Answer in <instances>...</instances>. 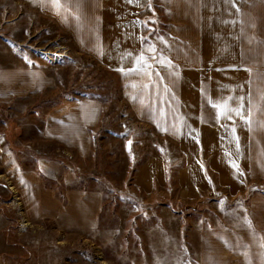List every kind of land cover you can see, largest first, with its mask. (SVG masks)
I'll use <instances>...</instances> for the list:
<instances>
[{
	"label": "crops",
	"instance_id": "crops-1",
	"mask_svg": "<svg viewBox=\"0 0 264 264\" xmlns=\"http://www.w3.org/2000/svg\"><path fill=\"white\" fill-rule=\"evenodd\" d=\"M33 1L81 52L117 71L119 95L132 115L177 145L183 161L176 173L179 196L194 198L210 189L205 158L230 194L243 191L244 175L264 180V0H167L160 65L145 63L142 0ZM51 84L39 69L0 68V104L32 100ZM100 111L95 99L66 98L44 113L39 135L58 144L55 151L86 154ZM22 135L18 121L3 125L0 165L24 219L50 221L61 232L94 229L101 191L78 187L82 180L66 159L38 153L35 141ZM164 181L158 159L135 175L144 191ZM252 199L254 243L239 233L235 247L219 254L232 264H264V194Z\"/></svg>",
	"mask_w": 264,
	"mask_h": 264
},
{
	"label": "rangeland",
	"instance_id": "rangeland-1",
	"mask_svg": "<svg viewBox=\"0 0 264 264\" xmlns=\"http://www.w3.org/2000/svg\"><path fill=\"white\" fill-rule=\"evenodd\" d=\"M140 18L145 63L160 65L166 56L167 0H142ZM21 66L39 69L53 86L32 100L0 104V130L9 119L18 121L22 140H34L38 153L66 159L82 180L77 186L100 190L102 204L92 230L61 232L47 220L29 223L0 165V264H232L219 254L235 247L236 234L246 233L249 245L254 243L251 201L256 193L264 194V180L244 175L243 191L230 194L205 158L210 189L194 198L179 196L181 153L132 115L119 95L117 71L81 52L36 1L0 0V68ZM66 98L101 104L86 154L55 151L59 145L39 135L44 113ZM28 111L37 114L23 118ZM151 158L163 163L165 181L144 191L135 175Z\"/></svg>",
	"mask_w": 264,
	"mask_h": 264
},
{
	"label": "trees",
	"instance_id": "trees-1",
	"mask_svg": "<svg viewBox=\"0 0 264 264\" xmlns=\"http://www.w3.org/2000/svg\"><path fill=\"white\" fill-rule=\"evenodd\" d=\"M117 88H118V86H117ZM91 137H92V132H91ZM170 207H171V209L173 210V211H175V212H180L181 210H179V206H178V204H175V205H173V204H171L170 205ZM185 207V209L188 211V210H192V206L190 207V206H184Z\"/></svg>",
	"mask_w": 264,
	"mask_h": 264
}]
</instances>
